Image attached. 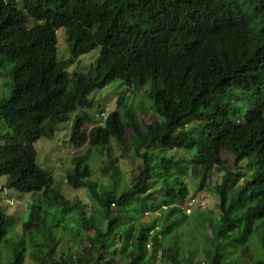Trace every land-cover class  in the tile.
I'll return each instance as SVG.
<instances>
[{"label":"trees","instance_id":"16d2710c","mask_svg":"<svg viewBox=\"0 0 264 264\" xmlns=\"http://www.w3.org/2000/svg\"><path fill=\"white\" fill-rule=\"evenodd\" d=\"M59 28L67 59L58 58ZM97 47L88 70H67ZM0 71L10 77L9 95L0 97L10 126L0 176L31 194L15 237L7 226L16 218L0 207L8 264H23L26 254L36 264H264V0H0ZM113 80L133 93L146 85L154 115L138 117L136 97L124 93L85 132L89 94ZM77 108L71 140L99 146L105 157L106 181L90 178L82 155L67 171L68 185L90 192V211L60 191L33 146ZM112 141L133 157L129 183ZM184 177L217 195V213L188 217ZM69 236L84 247L72 249Z\"/></svg>","mask_w":264,"mask_h":264},{"label":"rangeland","instance_id":"374dc122","mask_svg":"<svg viewBox=\"0 0 264 264\" xmlns=\"http://www.w3.org/2000/svg\"><path fill=\"white\" fill-rule=\"evenodd\" d=\"M56 36L58 43V58L67 59L69 55L68 41L66 39V36L64 35V29L59 28L56 31ZM98 54L99 47L91 50L86 54L81 55L77 59H71V61L68 62L67 70L71 73H74V71L78 69L79 71L88 70L90 64L93 63ZM9 79V75H7L6 73L3 74L2 71H0V97H6L9 95L10 89L7 86V84L9 85ZM146 88L147 86L145 85L137 89L136 93H133V91L135 92V88L122 83L120 80H113L107 83L102 88L93 90L89 94V98L93 101V106L90 108H84V111H86L91 118V122L85 124L83 130L87 132L92 125L101 124L104 116L100 114V111L104 112V115H107L109 111L116 110L118 108V98L124 93H128L136 97L135 107L137 108V116L140 117L142 116V112H147L146 114H143L144 118L146 120H149V118H151V115H154V112L153 110H151L152 107L150 98L143 91L144 89L146 90ZM79 110L80 108H77L76 110L72 111L66 121L60 122L55 125L54 135L52 138L41 137L34 142L33 146L36 151V163L42 169L51 173L55 184L57 183L60 191L65 196L70 198V200L79 201L83 204L88 205V210L90 211L94 208V204H92L91 202L92 200L90 192L86 187L73 188L68 185V183L66 182L67 171L72 166L73 158L75 156L82 155L84 161L89 164V167L92 171V175L90 178L96 182L106 181L107 176H104L101 173V168L105 165V157L99 146H93L91 149H89V145H78L71 140L72 124ZM9 131L10 126L0 118V145L3 143L4 135ZM126 135L127 137H130V128H128L127 126ZM168 152L171 153V151H166V153ZM112 155L117 158V163L121 172V180L129 183V179L134 174H137L136 168L135 170L131 169L133 162L131 153L127 150H122V148L115 141H112ZM223 155L226 158L227 163L230 165V156L226 155L224 152ZM214 176L217 177H214L211 180L209 179V181L213 184L215 181H219L221 173L217 172L214 174ZM184 180L187 181L188 184H190L186 206L183 205V207L185 208V212L186 214H188V217H190V219H196L197 221L200 220V218H202L200 214L203 208L211 210V212L212 210L215 213L218 212V208L216 206L217 195L213 191H210L207 186H203L201 188L192 186L194 183L192 179H189L188 177H184ZM5 181L6 177L0 176V207H2L6 213L13 214L16 218L13 226H11V224L7 226L8 238L15 237L21 233V218L22 220H25L27 216V207L29 199L31 198V194H20L13 189H9L6 186ZM206 181H208V177L206 178ZM154 214H151V216H154ZM149 217L150 213L146 214L143 217V220H147ZM67 222L68 224L70 223V226H72V222L78 223L76 214L68 217ZM193 223L194 221L190 223L192 227ZM199 234L200 233L198 232V235ZM68 239L71 240L72 249L81 250L84 247V241L82 240V238L76 239L74 241L72 240L71 236H69ZM188 240L190 241L189 244L191 246H199L198 241L196 242L195 239L191 240L186 237V243L188 242ZM249 242L256 250L258 238L255 234L251 235ZM63 244V240H60L58 246H63ZM201 255L203 257V253ZM10 257L11 250L5 244H1L0 264H8ZM23 264H36V262L33 261L28 256V254H26Z\"/></svg>","mask_w":264,"mask_h":264},{"label":"clouds","instance_id":"9594fccd","mask_svg":"<svg viewBox=\"0 0 264 264\" xmlns=\"http://www.w3.org/2000/svg\"><path fill=\"white\" fill-rule=\"evenodd\" d=\"M100 114H102V116H104V118L106 117V115H104V112H102V111H100ZM104 120V119H103ZM66 121V120H65ZM102 123H103V121H102ZM101 123V124H102ZM88 124V123H87ZM95 125V124H94ZM88 145V144H87Z\"/></svg>","mask_w":264,"mask_h":264}]
</instances>
